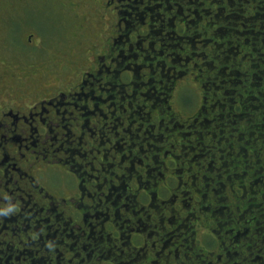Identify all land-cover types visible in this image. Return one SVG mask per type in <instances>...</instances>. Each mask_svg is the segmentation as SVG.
<instances>
[{
  "label": "flooded vegetation",
  "instance_id": "1",
  "mask_svg": "<svg viewBox=\"0 0 264 264\" xmlns=\"http://www.w3.org/2000/svg\"><path fill=\"white\" fill-rule=\"evenodd\" d=\"M47 6L42 81L0 92V264H264L257 0Z\"/></svg>",
  "mask_w": 264,
  "mask_h": 264
},
{
  "label": "rangeland",
  "instance_id": "2",
  "mask_svg": "<svg viewBox=\"0 0 264 264\" xmlns=\"http://www.w3.org/2000/svg\"><path fill=\"white\" fill-rule=\"evenodd\" d=\"M48 1L55 3L57 0H0V92L2 96H5L6 90L16 85L13 83L17 81V78L20 76H24V83H26V81L35 83L42 81L41 77L44 76L43 73L37 70V76L34 78V73H32L33 70H28L25 65V60L32 58L28 57V55L21 54H27L25 51L28 47L25 45H28V35L35 33L34 42H36L47 32L45 25L48 24L46 22L47 18H56L54 14L50 13L51 10L53 11V6L49 8V6H47ZM14 33H16V35ZM13 34L19 40L17 43L18 46L13 45ZM67 37V39H70L69 35ZM16 38L14 37V40ZM3 42H5L6 45L10 44V51L5 49L6 45L3 44ZM48 42L51 43V40L49 39ZM67 43L65 49L59 46L54 47L50 44V61L55 59V61L59 63L65 60V63H67L69 59L72 60L75 58L70 54V40L67 41ZM13 55H18L20 57L13 58ZM51 63L52 62H50V64ZM46 78H48L46 80H49L50 78H54V76L50 75Z\"/></svg>",
  "mask_w": 264,
  "mask_h": 264
},
{
  "label": "trees",
  "instance_id": "3",
  "mask_svg": "<svg viewBox=\"0 0 264 264\" xmlns=\"http://www.w3.org/2000/svg\"><path fill=\"white\" fill-rule=\"evenodd\" d=\"M250 8H251L250 5H247L245 7L247 13L245 16H243V19L246 18V20H242V22H244V24L246 25H250V15H251ZM257 19H258L257 34H262L264 33V0H257ZM246 25L244 27H246ZM249 32H251V30Z\"/></svg>",
  "mask_w": 264,
  "mask_h": 264
}]
</instances>
